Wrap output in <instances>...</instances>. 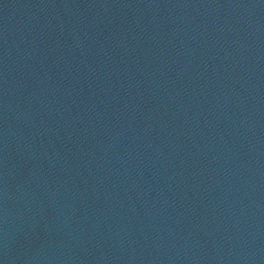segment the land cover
I'll return each instance as SVG.
<instances>
[{
	"label": "water",
	"instance_id": "obj_1",
	"mask_svg": "<svg viewBox=\"0 0 264 264\" xmlns=\"http://www.w3.org/2000/svg\"><path fill=\"white\" fill-rule=\"evenodd\" d=\"M0 264H264V0H0Z\"/></svg>",
	"mask_w": 264,
	"mask_h": 264
}]
</instances>
